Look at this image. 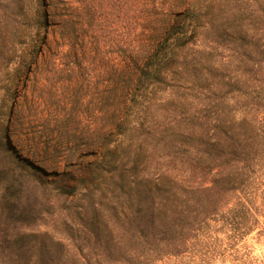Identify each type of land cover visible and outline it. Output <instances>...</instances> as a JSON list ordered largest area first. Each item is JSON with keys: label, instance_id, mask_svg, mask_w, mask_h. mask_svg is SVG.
Segmentation results:
<instances>
[{"label": "trees", "instance_id": "obj_1", "mask_svg": "<svg viewBox=\"0 0 264 264\" xmlns=\"http://www.w3.org/2000/svg\"><path fill=\"white\" fill-rule=\"evenodd\" d=\"M40 1L0 0V182L35 175L22 152L49 166L3 126L46 31ZM180 7L134 59L89 173L59 189L76 201L68 236L32 241L30 214L0 203V264H264L247 241L264 240V0Z\"/></svg>", "mask_w": 264, "mask_h": 264}, {"label": "rangeland", "instance_id": "obj_2", "mask_svg": "<svg viewBox=\"0 0 264 264\" xmlns=\"http://www.w3.org/2000/svg\"><path fill=\"white\" fill-rule=\"evenodd\" d=\"M180 2L40 1L46 31L37 38L36 60L6 106L3 119L10 124L3 126L49 166L22 152L38 167L35 175L26 172L23 179L0 182V203L30 214L21 232H32V241L68 236L65 225L73 219L76 201L59 189L75 186L89 173L102 134L112 128L111 115L135 80L134 59L152 50L170 10H184ZM89 136H95V146L88 144ZM247 241L255 256H264V240L253 234ZM39 253L30 249L27 256L37 260Z\"/></svg>", "mask_w": 264, "mask_h": 264}]
</instances>
